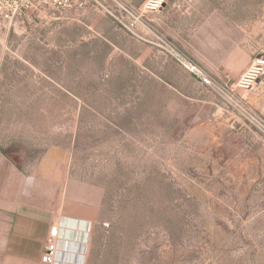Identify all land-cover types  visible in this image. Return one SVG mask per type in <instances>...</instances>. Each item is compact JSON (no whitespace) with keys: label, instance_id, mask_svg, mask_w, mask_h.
<instances>
[{"label":"rangeland","instance_id":"obj_1","mask_svg":"<svg viewBox=\"0 0 264 264\" xmlns=\"http://www.w3.org/2000/svg\"><path fill=\"white\" fill-rule=\"evenodd\" d=\"M27 4L0 16V201L97 200L83 264H264V73L240 82L264 56V0L139 19L210 86L152 44L139 6Z\"/></svg>","mask_w":264,"mask_h":264},{"label":"crops","instance_id":"obj_2","mask_svg":"<svg viewBox=\"0 0 264 264\" xmlns=\"http://www.w3.org/2000/svg\"><path fill=\"white\" fill-rule=\"evenodd\" d=\"M117 1L137 7L146 0ZM23 190L14 194L16 199L13 195L10 201H0V242H6L7 252H20V258L26 264H38L50 227L57 223L61 229L55 264L60 260H64L63 264H83L84 244L97 213V200L96 203H89L84 202L81 196L75 197L62 210L51 214L49 203L44 205V201L21 200L25 195ZM88 225L86 237L85 227ZM64 242L70 247L62 251L60 245Z\"/></svg>","mask_w":264,"mask_h":264},{"label":"built area","instance_id":"obj_3","mask_svg":"<svg viewBox=\"0 0 264 264\" xmlns=\"http://www.w3.org/2000/svg\"><path fill=\"white\" fill-rule=\"evenodd\" d=\"M166 1L167 0H146L139 6V14L136 15L134 19H136L138 24L141 25L151 35L152 44L154 46L159 48L163 53L179 63L188 72L195 75L203 84L210 86L211 83L207 76L200 72L196 66L183 58V56L169 42L151 32V30L142 21L139 20L142 16H145L147 14L150 15L157 13ZM27 3L28 0H0V16L3 17L4 20H9L11 22L16 15H19L24 10V8L27 7ZM119 7L124 13L133 17V14L129 9L123 6ZM109 15L113 19L118 21V18L112 13H109ZM262 73H264V56H258L253 59L248 68L244 71L240 78V82L242 84L251 82ZM60 229V225L57 223L53 224L50 227L49 235L45 242L43 253L41 255L42 264L56 263V256L58 251L57 241L59 240Z\"/></svg>","mask_w":264,"mask_h":264},{"label":"bare ground","instance_id":"obj_4","mask_svg":"<svg viewBox=\"0 0 264 264\" xmlns=\"http://www.w3.org/2000/svg\"><path fill=\"white\" fill-rule=\"evenodd\" d=\"M69 222V221H68ZM63 224V223H62ZM64 228V227H63ZM68 231V230H67ZM85 232H86V230H85ZM84 233V232H83ZM62 234V233H61ZM86 234V233H85ZM85 245V244H84Z\"/></svg>","mask_w":264,"mask_h":264}]
</instances>
